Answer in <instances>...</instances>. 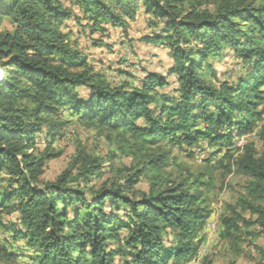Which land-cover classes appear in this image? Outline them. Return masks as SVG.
<instances>
[{
    "label": "trees",
    "instance_id": "trees-1",
    "mask_svg": "<svg viewBox=\"0 0 264 264\" xmlns=\"http://www.w3.org/2000/svg\"><path fill=\"white\" fill-rule=\"evenodd\" d=\"M141 4L160 29L148 40L173 54L175 95L158 91L168 82L156 73L142 85H113L63 30L74 6L103 32L105 24L126 29ZM5 21L13 29L0 31V208L19 214L14 234L35 250L31 264H188L220 167L249 178L221 218V238L237 246L257 236L252 223L264 230V150L249 142L231 152L233 130L253 131L264 117V0H0V27ZM227 49L247 72L217 86L211 62ZM66 115L117 143L132 164L112 166L114 176L96 185L103 161L79 146L69 167L44 181L58 153L39 141L57 136ZM203 140L225 149L227 163L168 170V143ZM143 177L148 190L137 186ZM0 264H23L1 236Z\"/></svg>",
    "mask_w": 264,
    "mask_h": 264
},
{
    "label": "rangeland",
    "instance_id": "rangeland-1",
    "mask_svg": "<svg viewBox=\"0 0 264 264\" xmlns=\"http://www.w3.org/2000/svg\"><path fill=\"white\" fill-rule=\"evenodd\" d=\"M69 5V2H67ZM74 15L66 20L63 30L69 32L71 39L88 57L89 62L97 71L104 74L113 85L135 84L142 85L149 73L163 76L168 84L158 88L160 93L175 95L179 87L177 76L170 73L174 57L170 49L148 40L159 33V27L154 26L153 17L145 12L141 4L135 19L128 21L126 29L105 24L106 31H94L84 14L73 7ZM160 23V22H159ZM162 27V23L160 24ZM13 26L5 21L0 31L12 30ZM212 67L217 72L215 83L236 84L238 79L247 72V65L227 49L217 59H213ZM264 89V87H263ZM85 95V93H83ZM262 108V106H261ZM63 130L55 137L43 136L39 141L40 149L51 145L57 156L48 159L41 178L44 181H54L66 170L77 152L78 147L85 148L92 156L100 157L103 161L102 177L94 179L100 185L113 177L111 167L130 166L133 157L119 148L117 143L109 140L106 135L99 134L93 127L80 124L74 116L66 115L63 119ZM201 128L207 125L201 123ZM263 120L259 121L253 131L242 135L233 130L232 153L246 143L252 142L259 151L264 150V143L260 137ZM234 129L227 126L225 132ZM170 150V165L168 170L190 171L193 174L206 170L208 165L219 166L220 161H226L224 150L212 147L203 140L189 146L186 142L179 144L168 143ZM218 151V152H215ZM214 186L209 195L211 213L200 233L201 244L197 255L188 264H262L259 247H264V230L256 223H252L249 230L255 232V238L245 235L237 246L224 241L220 236V222L225 213H229V206L236 205L241 194L246 193L249 178L234 165L231 171L218 168L214 171ZM138 188L148 190L149 182L143 177ZM244 216L253 221L256 219L250 211H244ZM13 227H21L19 214L0 208V236L8 246L19 255L20 262L31 264L30 257L35 250L29 248L26 241L16 237ZM122 262V258H118Z\"/></svg>",
    "mask_w": 264,
    "mask_h": 264
}]
</instances>
